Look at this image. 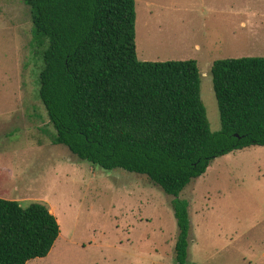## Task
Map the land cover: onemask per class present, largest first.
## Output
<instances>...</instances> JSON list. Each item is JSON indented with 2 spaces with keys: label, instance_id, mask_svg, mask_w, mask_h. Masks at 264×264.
<instances>
[{
  "label": "rangeland",
  "instance_id": "1",
  "mask_svg": "<svg viewBox=\"0 0 264 264\" xmlns=\"http://www.w3.org/2000/svg\"><path fill=\"white\" fill-rule=\"evenodd\" d=\"M196 2L202 8L185 18L167 8L175 0H135L136 56L196 60L200 97L216 132L212 63L264 57V0ZM33 38L30 7L0 0V197L48 206L61 229L53 253L33 262L177 264L172 196L143 174L102 169L54 143L39 97L46 45ZM180 197L189 202L191 224L186 264H264V146L215 158Z\"/></svg>",
  "mask_w": 264,
  "mask_h": 264
},
{
  "label": "trees",
  "instance_id": "2",
  "mask_svg": "<svg viewBox=\"0 0 264 264\" xmlns=\"http://www.w3.org/2000/svg\"><path fill=\"white\" fill-rule=\"evenodd\" d=\"M23 1L34 42L46 45L39 97L54 143L102 169L143 174L172 196L174 258L186 264L191 224L181 192L215 158L264 146V57L213 61V132L196 60L137 59L135 0ZM60 232L48 206L0 197V264L46 257Z\"/></svg>",
  "mask_w": 264,
  "mask_h": 264
},
{
  "label": "crops",
  "instance_id": "3",
  "mask_svg": "<svg viewBox=\"0 0 264 264\" xmlns=\"http://www.w3.org/2000/svg\"><path fill=\"white\" fill-rule=\"evenodd\" d=\"M164 6H167V5H164ZM199 7L200 6L196 2V0H175L174 4L167 6V8H171L174 11H177L182 17H183V15H182V13H183L185 18L189 17V15H190L189 13L199 11L202 8V7L201 8H199ZM245 23L246 22H243V21L241 22L242 25H245ZM196 47H198V45H196ZM60 235H61V232H60ZM60 235H59V237H60ZM56 242H55V244H56ZM55 244L46 257H48L50 254L53 253V250L55 248ZM46 257H44V258H46ZM33 260H35V259H33ZM33 260L29 261L27 264H35V261L33 262Z\"/></svg>",
  "mask_w": 264,
  "mask_h": 264
},
{
  "label": "water",
  "instance_id": "4",
  "mask_svg": "<svg viewBox=\"0 0 264 264\" xmlns=\"http://www.w3.org/2000/svg\"><path fill=\"white\" fill-rule=\"evenodd\" d=\"M235 136H237V134H235Z\"/></svg>",
  "mask_w": 264,
  "mask_h": 264
}]
</instances>
